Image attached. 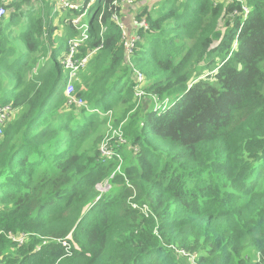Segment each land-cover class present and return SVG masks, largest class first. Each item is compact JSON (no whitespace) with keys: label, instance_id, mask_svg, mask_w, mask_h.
<instances>
[{"label":"trees","instance_id":"1","mask_svg":"<svg viewBox=\"0 0 264 264\" xmlns=\"http://www.w3.org/2000/svg\"><path fill=\"white\" fill-rule=\"evenodd\" d=\"M127 1L85 15L74 94L88 112L67 105L61 65L84 9L0 0V108L15 110L0 264H264V0ZM127 8L148 24L131 55L113 19ZM107 112L119 171L99 152Z\"/></svg>","mask_w":264,"mask_h":264},{"label":"built area","instance_id":"2","mask_svg":"<svg viewBox=\"0 0 264 264\" xmlns=\"http://www.w3.org/2000/svg\"><path fill=\"white\" fill-rule=\"evenodd\" d=\"M93 2H95V0H89V4L87 5L86 8H84V6H79L68 0H58V6L60 8L77 10L79 12L82 9H84V13L81 16L72 19V24H74L75 26H78L79 29H82L81 38L70 42V53L66 58H64V60H62L61 65L63 66V72L66 75L64 93H65L67 105L76 106L77 108L84 107L88 112H95V110L89 109L87 106H85V104H83L81 99L75 96L74 87H75V84L79 81L78 77H79L81 70L85 69V67L87 66L89 57L93 54V52H90L85 56H81L80 58L77 57L78 47L84 40L87 39V34H86L87 28L84 27L81 19L87 14V10L90 4H92ZM127 4L129 6L131 5L133 6L132 0H128ZM4 16H5V10L0 7V21ZM113 19L117 21V23L119 24L122 30V38H121L122 47L123 49H125L128 55H131L134 48L137 46V43L140 42V37L137 32L138 30L148 29L147 21L145 18L137 19V16H136V19L135 17H133L131 19L130 25L126 26V24L123 22L122 19L119 21L118 17L116 16H114ZM142 76L143 75L141 73L136 72V78L139 84L143 80ZM142 95H143V92L140 91V85H139L138 91L136 92V96L141 97ZM168 104L169 102L168 100H166V102H164L162 106V109H165V106H168ZM14 115H15V110L12 109L11 106L6 105L0 108V135L2 134L4 125L7 123L9 119H12ZM109 115H110V112H107L106 114H104V116H109ZM114 136L117 137L120 144L121 143H123L122 145L126 144V141L122 136V133L119 130H114L111 137H106L104 141L101 142L99 151H100L103 162L112 161L114 158H117L118 160V165L116 167L117 169L121 167L122 159L109 146V143L113 139ZM119 170L120 169H118L117 171ZM145 209L146 208H143L144 211ZM10 238L13 240H17L19 243H22L23 241V237H21L20 239H15L13 236H10ZM63 246H67V243L63 242Z\"/></svg>","mask_w":264,"mask_h":264},{"label":"rangeland","instance_id":"3","mask_svg":"<svg viewBox=\"0 0 264 264\" xmlns=\"http://www.w3.org/2000/svg\"><path fill=\"white\" fill-rule=\"evenodd\" d=\"M4 1V0H3ZM220 1H223V3H225V1H227V0H220ZM157 4H159V3H157ZM154 6V5H153ZM1 8H3V6H0ZM83 20H82V24L84 25V27L86 28L87 27V25H88V23H89V19H90V16H84L83 18H82ZM55 23L58 25V22L57 21H55ZM27 24V22H24L23 23V27L25 26ZM222 26V25H221ZM60 31H58V33H59ZM17 112V111H16ZM111 116H112V118H111ZM108 117V121H107V124H106V127H107V131H106V133H105V135H104V137H103V139H102V141H104V139L106 138V137H111V135L113 134V131H114V128H113V126H112V123H111V121L114 123V117H113V115H112V113L110 112V115L109 116H107ZM101 141V142H102ZM126 141V140H125ZM122 142H124V141H122ZM121 144H123V143H121ZM99 145H101V144H99ZM110 146V145H109ZM111 148V147H110ZM112 149V148H111ZM100 152V151H99ZM116 153V152H115ZM101 155V154H100ZM119 155V154H118ZM108 162V161H107ZM121 165H122V163H121ZM117 167V166H116ZM122 167V166H121ZM121 167L120 168H117L116 170H118V169H121ZM116 170L114 171V172H116ZM110 189V187H109V184H108V180H105L101 185H98V186H96V190L99 192V193H104V192H106V191H108ZM21 237H18V238H16V239H20Z\"/></svg>","mask_w":264,"mask_h":264},{"label":"crops","instance_id":"4","mask_svg":"<svg viewBox=\"0 0 264 264\" xmlns=\"http://www.w3.org/2000/svg\"><path fill=\"white\" fill-rule=\"evenodd\" d=\"M58 2V0H57ZM59 7V6H58ZM133 9V8H132ZM131 8H127L124 10L123 12V17H122V20L123 22L126 24V26H129L130 23H131V19L134 17V13H133V10ZM135 11V10H134Z\"/></svg>","mask_w":264,"mask_h":264}]
</instances>
